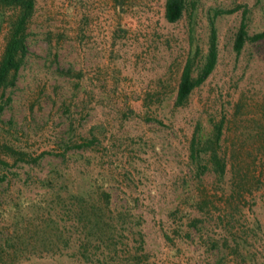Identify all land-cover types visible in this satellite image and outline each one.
<instances>
[{"label": "rangeland", "instance_id": "obj_1", "mask_svg": "<svg viewBox=\"0 0 264 264\" xmlns=\"http://www.w3.org/2000/svg\"><path fill=\"white\" fill-rule=\"evenodd\" d=\"M216 8H234L215 15L216 67L176 107L190 31L204 49ZM244 9L249 33L264 28V0H187L174 22L164 17V0H36L29 54L0 114V156L12 160L6 145L34 156L51 153L34 163L18 161L0 182V244L10 236L21 247L18 255L0 254V264H75L70 255L42 251L48 216L35 202L47 196L42 178L56 174L67 193L84 190L96 171L105 174L114 202L134 199L129 204L144 218L147 249L157 263L264 264V37L235 52ZM63 67L74 73L65 75ZM210 118L224 119L222 147L233 152L228 161L245 165L249 181L239 209L205 223L200 237L185 223L198 214L186 203L197 180L187 146L195 121L209 127ZM91 132L97 139L90 148L57 155L63 139ZM213 177L204 176L201 187L223 207Z\"/></svg>", "mask_w": 264, "mask_h": 264}, {"label": "trees", "instance_id": "obj_2", "mask_svg": "<svg viewBox=\"0 0 264 264\" xmlns=\"http://www.w3.org/2000/svg\"><path fill=\"white\" fill-rule=\"evenodd\" d=\"M35 5L36 0H0V29L5 28L0 51V114L12 101L11 90L16 86L19 72L29 54L30 24ZM186 8L187 0H164V17L170 22L177 21ZM233 9H215L214 16L209 19V32L204 49L194 41L191 29L189 38L192 45L179 73L174 106L185 105L192 91L213 72L219 52L215 15L220 11L230 12ZM246 18L244 9L233 41L237 53L247 40L254 41L264 37V28L249 33ZM62 69L65 75L71 76L74 73L70 67ZM224 128L223 118H210L209 127H205L201 120H197L193 124L188 140L190 176L197 179H194V184L198 191L196 189L192 191L191 188V192L187 193L189 195L186 203L188 201L189 207L198 214L189 215L185 223L188 226L187 230L192 229L199 236H202L206 229L205 223L211 220L220 222L224 217H228L229 213L232 215V210L239 209L238 203L245 196L248 186L249 178L245 165L242 168L239 163L236 165L235 161H228L233 152L225 151L222 147ZM260 134L263 138L261 131L257 132L256 136ZM96 139L97 136L92 132L89 136L80 135L77 139L65 138L61 143L63 150L57 155L65 158L69 149L90 148ZM6 148L13 158L10 161L0 156V182L10 179L8 172L14 173V170L9 168L18 161L34 163L40 156L51 153L44 150L34 156L13 146L6 145ZM228 162L231 175L227 178ZM207 174L214 176L213 186L217 193L214 196L222 201L223 207L213 205L212 197L201 187L205 185L203 179ZM89 177V183L84 190L70 189L67 193L62 192L64 186L57 182L59 179L56 174L41 179L40 183L47 186L45 190L47 196L36 200L35 203L38 205L36 207L48 216L45 227L49 228L45 231L42 229L45 232L43 241L46 242L41 244L42 251L70 255L75 259V264H168L157 263L150 258L143 230L144 218L129 204L133 203L134 199L129 198L122 203L114 202L112 189L107 186L105 174L96 171ZM176 208L178 210L180 206L177 205ZM12 209L14 208H9L8 211H13ZM187 230L184 233L190 235ZM180 231H182L180 226L174 229L175 233ZM165 237L170 240L173 238L168 233H165ZM210 241L214 247L218 245L217 239ZM6 243L11 248H7ZM20 250L21 247H13L10 236L5 237L0 244V254L18 255Z\"/></svg>", "mask_w": 264, "mask_h": 264}]
</instances>
